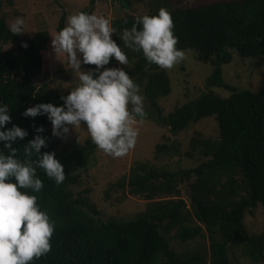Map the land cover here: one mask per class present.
<instances>
[{"label": "trees", "instance_id": "16d2710c", "mask_svg": "<svg viewBox=\"0 0 264 264\" xmlns=\"http://www.w3.org/2000/svg\"><path fill=\"white\" fill-rule=\"evenodd\" d=\"M119 1L123 7L131 4V0ZM90 2L83 12H92L94 0ZM161 8L172 15L173 31L179 38L177 47L193 51L197 60L212 67L205 82L209 89L175 106L162 121L177 133L212 117L218 136L192 139L191 150L203 158L194 167L170 171L147 162L133 165L126 183L128 193L145 199V210L127 220L104 221L85 199L75 196L72 187L79 176L70 173L72 166L84 169L98 147L87 137L81 142L70 141L55 152L46 115H23L36 103L62 104V97L69 92H47L33 81L49 74L51 33L41 30L31 37L13 35L1 13L0 0V43H13L12 49H0V101L11 108L12 121L7 127L15 123L29 133L14 145L19 148L17 155H23V144L33 138L34 127L42 125L47 147L41 151H54L66 173L58 185L43 170H37L44 187L34 194L41 209L55 221V231L51 250L32 264H229L227 244L242 246L253 259L256 253L261 254L264 237L249 234L243 218L259 204L264 207V83L258 92L237 89L224 82L221 66L231 61V50L242 58L264 55V0H218ZM159 9L146 14L154 15ZM135 17L126 11L113 19L116 33L112 38L129 59L120 67L129 72L143 97L160 114L157 101L171 89L167 71L149 63L142 52L124 47L119 39ZM64 26L62 13L56 30ZM87 68L94 69L95 65ZM212 87L224 88L230 94L223 97ZM170 148L178 151L176 145L157 144L155 152H169ZM186 155L191 156L189 152ZM183 181H188L190 203L180 198ZM119 184L124 186V180ZM197 239L207 240L208 249L194 244L177 250L173 244L188 246Z\"/></svg>", "mask_w": 264, "mask_h": 264}, {"label": "clouds", "instance_id": "9594fccd", "mask_svg": "<svg viewBox=\"0 0 264 264\" xmlns=\"http://www.w3.org/2000/svg\"><path fill=\"white\" fill-rule=\"evenodd\" d=\"M173 29L170 11L160 8L154 15L135 17L131 28H125L119 39L124 47L142 52L149 63L169 70L187 55L186 50L177 47L179 38ZM9 30L13 35L26 32L25 19H13ZM113 33L116 29L105 16L83 11L70 15L53 37L52 46L56 53L66 54L79 83L62 97V104L36 103L23 115H46L52 135L62 139L83 123L99 149L122 157L136 143L135 116L143 118L146 112L140 87L129 72L124 67H105L113 58L120 65L129 63L126 52L112 38ZM82 64L95 68L81 70ZM10 112L9 105L0 101V264H32L51 250L55 231V221L41 209L34 194L44 187L37 170H43L58 185L64 182L66 173L54 151H41L47 147L42 125L34 127L33 138L23 144V155H17L19 148L14 145L29 133L15 123L7 127L12 121ZM28 189L31 192L25 191Z\"/></svg>", "mask_w": 264, "mask_h": 264}, {"label": "rangeland", "instance_id": "374dc122", "mask_svg": "<svg viewBox=\"0 0 264 264\" xmlns=\"http://www.w3.org/2000/svg\"><path fill=\"white\" fill-rule=\"evenodd\" d=\"M218 0H131L130 5L123 7L119 0H94L92 12L102 15L110 21L123 15L126 11L134 16L148 13L152 9L164 6L187 7L198 4L210 3ZM90 0H1V13L9 27L10 22L16 17H23L26 21V37L33 36L41 30H48L51 38L59 32L56 30L58 20L62 13L65 14V25L70 15L81 12L91 6ZM13 43H0V49H12ZM186 59L166 70L170 80V92L159 98L157 103L160 114L153 109L149 101L144 98L146 115L143 118L135 116L134 127L138 130V136L134 148L122 157H113L101 149H96L84 169L78 170L72 166L70 173L78 174L79 179L73 185V191L77 198L85 199L87 204L95 208L99 217L106 221L108 219L127 220L145 210L147 201L140 196L128 193L127 179L130 169L136 163L147 162L156 168H164L170 171H180L194 167L203 158L197 151L191 150V141L196 136L215 139L218 136L217 124L212 117L202 118L188 129L172 132L165 126L162 118L166 116L175 106L193 100L203 91L209 89L206 86V78L212 71L211 65L196 59L193 51L186 50ZM232 59L229 63L222 64V78L225 83L242 90L258 92L264 83V55L256 57H240L238 53L231 50ZM48 75H39L33 79L34 83L44 86L45 91H70L79 83L77 72L72 69L67 61L65 53H56L52 46L48 51ZM120 67L114 58L105 67ZM83 69L88 70L87 65L82 64ZM37 87V88H38ZM216 94L227 97L230 92L221 87H212ZM135 115V114H134ZM51 137L55 143V152L70 141L81 142L90 137L86 125L82 123L77 130L71 129L65 138L52 135L51 123L48 124ZM71 128V126H70ZM165 144L176 145L178 151L170 148L156 154L155 146ZM189 152L191 156L186 155ZM124 180L125 185L120 186ZM180 195L187 203H190V191L188 181L179 185ZM243 223L251 235L261 234L264 237V207L258 205L252 214L246 213ZM177 250L195 247L198 244L208 249V241L197 239L188 246L177 245ZM229 264H264V241L261 254L253 259L250 253L242 246L227 244ZM208 257V256H207Z\"/></svg>", "mask_w": 264, "mask_h": 264}]
</instances>
